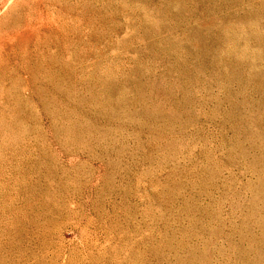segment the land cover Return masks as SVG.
I'll return each mask as SVG.
<instances>
[{"label":"rangeland","instance_id":"1","mask_svg":"<svg viewBox=\"0 0 264 264\" xmlns=\"http://www.w3.org/2000/svg\"><path fill=\"white\" fill-rule=\"evenodd\" d=\"M0 264H264V0H0Z\"/></svg>","mask_w":264,"mask_h":264}]
</instances>
